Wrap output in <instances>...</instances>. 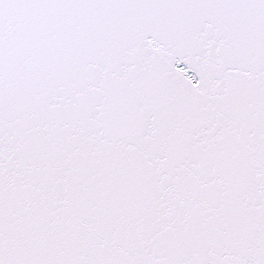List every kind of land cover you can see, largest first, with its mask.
Here are the masks:
<instances>
[{
	"label": "snow or ice",
	"instance_id": "1",
	"mask_svg": "<svg viewBox=\"0 0 264 264\" xmlns=\"http://www.w3.org/2000/svg\"><path fill=\"white\" fill-rule=\"evenodd\" d=\"M0 264H264V0H0Z\"/></svg>",
	"mask_w": 264,
	"mask_h": 264
}]
</instances>
